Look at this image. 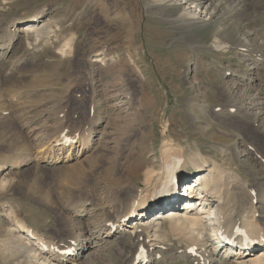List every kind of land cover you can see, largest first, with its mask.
I'll use <instances>...</instances> for the list:
<instances>
[{"label": "bare ground", "instance_id": "1", "mask_svg": "<svg viewBox=\"0 0 264 264\" xmlns=\"http://www.w3.org/2000/svg\"><path fill=\"white\" fill-rule=\"evenodd\" d=\"M149 1L151 5L158 6L166 18L173 17L172 21L179 31L176 33L182 39H188L190 45L205 46L221 55L233 49L232 55L240 63L238 70L231 69L227 73V68L223 70L218 62L220 70H223L222 85L218 86L219 103L208 105L205 102L204 87L198 89L201 102H198L196 90V94H193L195 97L184 99L189 120L200 131L198 133L206 134L215 124L225 129L237 142L215 140L214 135L219 131L215 130V134L211 131L212 134L208 135L210 144L217 146L218 154H209L210 151L202 150L196 139L192 141L193 144L188 139L182 143L168 122L159 120L163 127L162 133L150 138V148L144 147L146 133L140 129L143 116L136 110V106L140 110L146 107L143 108L144 103L136 101V87L142 85L136 86L134 82H125L122 78L117 89L114 85L105 86L115 89L112 92L107 89L109 102L121 96L118 98L121 102L115 104L114 117L111 116V119L109 116L106 122L112 120L110 124L118 125L119 135H123L124 140L115 141L112 153L110 149H102L105 153L94 157L90 165L94 182L87 188L89 184L84 175L80 181L86 185H82V190L77 185L79 190L75 195L67 194L69 209H64L66 213L62 217L61 211L57 226L54 224L46 234L38 228L29 227L12 214V207L4 208L0 214V264H170V261L177 259L184 260L185 264H264V0ZM172 9L175 12L170 13ZM45 11V7L33 9L26 18L13 24L23 25L18 30L27 35L26 43L33 49L47 44L53 36V26H57L53 18H42ZM228 13L231 15H226ZM251 19L256 20L255 27L244 26V22ZM198 23L214 24L210 44L197 43L194 28ZM1 25L0 65L5 63L4 58L15 50V46L24 40L21 36L17 37L19 31L11 33L13 30L7 24ZM229 33H233L234 45L230 43L231 37L227 38ZM73 38V34L63 37L59 51L68 55L73 48ZM102 48L96 58L104 62L108 57L105 46ZM20 62L19 58L14 60V66H19ZM89 76L93 79L91 74ZM192 79L187 81L189 88L196 82V78ZM108 83L106 80L103 84L85 83L80 87L81 90L90 87L92 114L89 117L88 113L80 112L78 131H74L77 125H72L73 129L64 128L62 124L56 129L53 127L50 144L41 155L43 159L51 157L48 162L53 159L56 162L59 156L54 154L55 150L65 149L68 152L77 143L84 149L93 148L91 136L101 124L100 112H96V108L98 105L101 109L104 107L97 97L99 89ZM112 106L106 105L109 110ZM121 106H127L128 109L122 111ZM135 126L139 127L138 131H135ZM122 149L127 153L129 150L131 155L121 154ZM119 152L121 156L117 160ZM230 153L233 155L232 161L224 162L223 156ZM148 154L153 158H149ZM137 156L143 157V162L132 165L131 158ZM14 163H17L16 159ZM236 163H245L249 175H241L234 169L232 166ZM7 168L6 162L0 163V189L10 183L5 174ZM98 168V175H94V169ZM170 168L178 169L177 174L183 185H186L184 189L187 192L191 191V181L198 178L196 187L204 193L195 198L189 196L182 206L155 207L161 204V199H155L161 186L167 185L166 190L162 191L163 196L175 194L167 179L172 171ZM190 170H194L192 176H189ZM81 174H84L82 170L79 171ZM98 178L105 191L103 199L98 197ZM44 195L50 197L47 192ZM58 208L61 209L59 204ZM138 208L140 210L135 215ZM157 214L174 216L149 225ZM129 222L133 223L127 228ZM235 228L247 231L253 243L249 245L250 249L236 247L242 245L241 234L231 239L232 245L220 238V232L232 234ZM140 247L145 248L146 255L136 262ZM68 250L70 254L66 253Z\"/></svg>", "mask_w": 264, "mask_h": 264}, {"label": "rangeland", "instance_id": "2", "mask_svg": "<svg viewBox=\"0 0 264 264\" xmlns=\"http://www.w3.org/2000/svg\"><path fill=\"white\" fill-rule=\"evenodd\" d=\"M39 7L46 8L42 18H53L57 26H53L55 30L47 44L33 49L26 43L27 35L18 30L23 25L13 24ZM157 9L158 6L151 5L149 0H0V23L7 24L13 30L11 33L19 31L17 37L24 39L19 47L16 45L15 50L4 58L5 63L0 65V163L6 162L8 168L5 174L10 180L4 189H0V214L4 208L12 207V214L29 227L38 228L45 234L54 224L57 226L56 221L58 222L61 211L62 217L66 213L64 209H69L67 194L75 195L79 189H83L86 184H81L80 180L84 175L89 184L84 188H90L94 182L90 173L94 157L105 153L102 149H110L112 153L115 150V141L124 140V136L119 135L118 125L110 124L112 120L106 122L109 116L111 119L114 117L113 111L121 102L118 99L120 94L116 98L118 101L111 99L109 102L110 97L106 92L117 89L122 78L125 82H134L136 86L142 85L136 87V101L144 103L143 108L146 107L145 110H140L136 106V110L143 116L140 129L146 133L144 147L150 148V138L162 133L163 127L159 120L163 123L167 121L174 133L180 136L182 143L188 139L193 144L192 141L196 139L202 150L210 151L209 154H218L217 146L210 144L208 135L212 134L211 131L214 134L217 132L215 130L219 131V134L214 135L215 140L237 142L225 129L215 124L211 125V131L203 133L205 135L198 133L200 131L189 120L184 99L195 97L193 94L197 92L198 102H201L198 89L202 90L204 87L205 102L208 105L219 103L218 86L222 85V71L225 68L229 72L239 68V61L232 55L233 49L221 55L205 46L190 45L188 39H182L177 34L179 31L172 21L173 17L169 16L170 20L161 9ZM173 12L175 9L170 13ZM230 13L226 15H231ZM255 21L251 19L244 22V26L255 27ZM213 30L212 23L196 24L194 32L198 38L197 43L210 44ZM72 34L73 48L66 55L59 51L60 43H63V37ZM229 37L230 43L234 45L233 33H229L227 38ZM104 46L108 58L104 62L98 61L96 56ZM17 58L22 62L19 66H14ZM218 62L223 70H220ZM90 74L93 79L89 78ZM192 78H196L198 83H193L189 88L187 81H192ZM106 80L109 82L103 86L106 90L103 87L99 89L97 97L99 103L105 105H102V109L99 105L96 108V112H100L101 124L92 133L93 148L84 149L77 143L68 152L65 149L55 150L54 154L59 156L56 157V162L53 159L49 163L51 157L43 159L41 155L50 144L49 137L53 127L56 129L62 124L64 128H71L72 125H77L74 131H78L80 112L88 113L89 117L92 114L90 87L87 86L85 90L80 87L85 83L103 84ZM109 85H114L115 89L105 87ZM108 104L113 105L110 110L106 107ZM125 108L127 106H123L122 111L128 109ZM200 115L204 117V114ZM134 128L135 131L139 129L138 126ZM108 134L110 136L107 138ZM122 153L127 151L122 149ZM127 154L131 155L129 150ZM232 156L230 153L223 156L222 160L230 162ZM15 159L17 163L12 164ZM141 162L143 157L131 158L132 165ZM232 167L241 175H249L245 163H236ZM80 170L84 174L79 175ZM94 170V175H98L100 169ZM97 180L100 190L98 197L103 199V184L100 178ZM77 182L80 183L76 184ZM164 190L165 185L160 187L158 195L164 194ZM46 192L50 194L49 198L44 195ZM131 224L129 222L127 228ZM170 264H185V261L177 259L170 261Z\"/></svg>", "mask_w": 264, "mask_h": 264}]
</instances>
